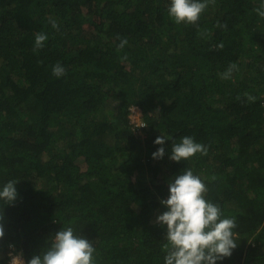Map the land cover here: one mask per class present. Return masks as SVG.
<instances>
[{
    "label": "trees",
    "instance_id": "16d2710c",
    "mask_svg": "<svg viewBox=\"0 0 264 264\" xmlns=\"http://www.w3.org/2000/svg\"><path fill=\"white\" fill-rule=\"evenodd\" d=\"M169 2L0 0V185L18 181L17 200L0 202V264H26L63 225L93 243L95 264H163L155 220L183 168L236 220L222 264H264L260 0H209L194 24H176ZM37 33L48 39L34 50ZM163 134L207 153L176 162L166 140L153 159Z\"/></svg>",
    "mask_w": 264,
    "mask_h": 264
},
{
    "label": "clouds",
    "instance_id": "9594fccd",
    "mask_svg": "<svg viewBox=\"0 0 264 264\" xmlns=\"http://www.w3.org/2000/svg\"><path fill=\"white\" fill-rule=\"evenodd\" d=\"M209 0H170L167 12L176 24H194L207 8ZM257 15L264 19V0L255 9ZM56 28L55 21H51ZM48 39L46 33L35 35L34 50L44 47ZM127 44L122 39L119 49ZM222 47V45H221ZM126 59V57H122ZM236 65L220 75L224 79L231 78ZM53 74L59 78L64 75V67L57 63L53 66ZM249 101L256 97L248 95ZM143 127V126H141ZM166 140H171L169 159L180 162L194 157L197 153L204 155L207 148L192 136L176 138L156 137L153 141L161 145L152 153V158L159 160L165 156ZM17 180H8L0 185V202L12 204L18 198ZM207 185L201 175L192 168H183L179 174L168 181V196L162 198L160 204L164 211L156 216L155 222L165 230L162 250L165 252L163 264H222L226 257L232 255L237 247L235 232L236 220L225 216L219 204L206 198ZM3 214L0 215V221ZM4 236V226L0 223V238ZM95 247L82 234H77L72 226H64L51 237V242L34 255L26 264H95ZM16 260L13 257L10 264ZM25 264V261L22 262Z\"/></svg>",
    "mask_w": 264,
    "mask_h": 264
},
{
    "label": "built area",
    "instance_id": "2783aa9c",
    "mask_svg": "<svg viewBox=\"0 0 264 264\" xmlns=\"http://www.w3.org/2000/svg\"><path fill=\"white\" fill-rule=\"evenodd\" d=\"M130 111V122L133 125L134 129L137 130V133H140L141 129L146 126L142 120V113L137 107H132ZM15 258L16 260L13 261V264H22L23 260L21 258H19L18 256H15Z\"/></svg>",
    "mask_w": 264,
    "mask_h": 264
}]
</instances>
